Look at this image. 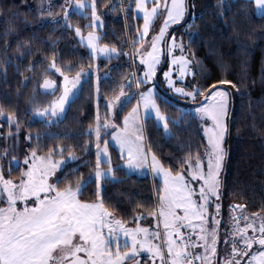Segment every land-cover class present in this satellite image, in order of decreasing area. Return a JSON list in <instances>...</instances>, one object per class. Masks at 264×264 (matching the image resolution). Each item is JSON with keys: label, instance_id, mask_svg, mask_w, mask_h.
Listing matches in <instances>:
<instances>
[{"label": "trees", "instance_id": "1", "mask_svg": "<svg viewBox=\"0 0 264 264\" xmlns=\"http://www.w3.org/2000/svg\"><path fill=\"white\" fill-rule=\"evenodd\" d=\"M95 4L102 20V28L96 30L90 8L83 13L69 12L66 20L63 0H0V167L6 178L16 180L21 176L22 161L30 153L74 156L55 184L61 188L83 184L80 200L95 202L102 198L113 219L126 225L142 224L155 212L161 182L149 175L127 173L118 151L108 145L111 164L100 163V169L111 167L113 179H102L98 194L94 177L97 157L89 132L97 125V117L99 122L108 119L109 101L124 92L132 98L120 106L116 122L120 126L136 103L133 94L143 89L137 83L135 60V51L143 40L142 21L136 14L135 0H95ZM187 7V20L178 27L186 26L184 39L192 79L202 88L216 85L230 93L220 223L215 226L219 239L212 262L217 260L219 264L223 251L228 254L222 223L231 219L230 206H243V214L264 217V14H256L251 0H187ZM160 19L156 18L152 33ZM77 28L80 34L95 30L99 43L115 48L116 55L105 59L92 56L78 41ZM135 41L139 43L133 46ZM53 63L55 68L50 67ZM77 73L87 78L62 118L49 122L33 117V107L43 109L55 102L56 95H49L45 81L51 78L60 86L59 77ZM158 90L155 101L168 118L170 136L165 137L149 118L143 122L144 143L164 168H171L175 174L187 168L180 161L189 153L193 160L196 153L203 156L206 141L198 120L180 108V104L188 103L162 86ZM109 135H103V141ZM12 161H18V165L14 167ZM228 232L226 240L232 230Z\"/></svg>", "mask_w": 264, "mask_h": 264}, {"label": "snow or ice", "instance_id": "2", "mask_svg": "<svg viewBox=\"0 0 264 264\" xmlns=\"http://www.w3.org/2000/svg\"><path fill=\"white\" fill-rule=\"evenodd\" d=\"M135 3L136 7L144 12L145 23L141 39L148 34L153 18L166 13L164 25L153 39L147 58L143 60V63L147 65V71L144 78L137 81V83H147L155 76L156 64L159 62L160 49L157 41L163 39L170 22L176 23L183 19L186 5L185 0H171L170 4L168 0H151V7L148 6L149 0H135ZM256 3L264 8V0H256ZM75 4L80 8L86 6L84 0H75ZM90 6L93 19L98 21L95 0H91ZM64 17L67 20V12ZM80 31V28L76 29L77 33ZM98 39L93 33L88 34V44L96 52H104L110 58L111 53L117 50L107 46L98 47L95 42ZM135 43L139 41H135L133 46ZM175 46L173 37L172 48L174 49ZM143 55L142 48L141 56ZM178 60L187 63L183 57L173 58L172 63L176 64ZM50 67L55 68V63ZM55 70L61 71L59 68ZM80 76L81 73H77L72 81H69L67 76L64 77V92L56 102V107L61 111L72 94L68 84L71 83L74 88ZM164 76L168 78L169 85L175 87L170 78L171 73L165 72ZM183 76L182 70L181 77ZM54 83V81L46 80L45 88H50ZM221 83L231 82L222 81ZM128 86L131 87V84ZM175 90L192 97L193 100L197 96L204 97L196 111L202 120H211V125L205 127L209 145L204 154L207 157L206 164L200 153H196L194 160L189 153L186 159L182 158L180 161L181 165L189 166L190 175H188V170L173 174L171 168H164L155 153L151 154L149 162L148 154L140 143L142 136L137 134L139 128L135 121L138 108H133L124 117L125 128L114 134L121 148L127 149L126 159L129 168H141L145 162H149V167L164 175L163 195L159 197L160 207L156 213L152 214L163 217L164 230L167 232L166 250L164 243H152L153 240H162L163 234L160 231L150 232L149 229L142 227L125 228L121 220H115L113 223L112 214L105 207L102 198L95 203L80 200L78 196L83 184L77 185L76 188L70 184L64 188L59 187L58 184H50L47 177L53 175L59 165L52 159L41 157L38 165L33 164V167L25 173L27 179H22L19 183L5 178L3 169L0 167V203L6 200V206L0 207V264H124L126 260H135L140 248H147L149 252H152L154 260L159 259V264H195L196 259H199L202 264H211L209 257L214 258L217 254L218 227L208 228L204 222L205 213L213 203V198L217 201L215 204L217 214L220 209L218 202L220 171L224 159L222 144L228 132L225 117L229 93L222 88L218 89L216 85H209L207 88L196 85L191 91H186L185 88ZM135 95L134 93L133 96ZM139 95L145 109L154 108L155 118L163 120V126L167 128V118L162 116L153 98V90L141 92ZM120 96L125 97L122 103L132 98L126 97L124 92H121ZM119 99L120 97H117V100ZM137 103L139 104V101ZM46 114L47 110L42 113V115ZM52 114L58 115L55 108ZM97 120L95 131L98 171L96 176L99 178L108 175L107 172L100 170L101 161L111 164V160L104 155L108 152L107 141L104 143L103 153L99 149L101 127L106 128L108 125H101L99 117ZM35 155L36 153L33 152V157ZM189 180L200 184L199 200L195 198L197 190L190 187ZM30 197L33 198L32 206H29ZM17 201H24V207L19 208ZM234 207L242 208L243 206ZM178 209H183L184 214L180 215ZM239 219H244L246 223L241 226ZM194 220L199 221V240L203 241L205 250L203 254L199 253V245L193 243L191 237L181 231L185 227L182 222H188L187 226L195 229L197 224L192 222ZM219 223L217 220L216 224L219 225ZM248 229H252V235L248 234ZM121 232L125 237L131 238L130 242L125 240L123 244L120 243ZM141 233H143L142 238H140ZM176 236L184 242L179 243ZM225 243L231 244V251L225 257L224 264H264V217L260 218L258 226L254 217L234 218L231 236ZM254 244L259 246L255 252L252 251ZM122 248L125 250L121 251ZM136 264H139V261H136Z\"/></svg>", "mask_w": 264, "mask_h": 264}, {"label": "rangeland", "instance_id": "3", "mask_svg": "<svg viewBox=\"0 0 264 264\" xmlns=\"http://www.w3.org/2000/svg\"><path fill=\"white\" fill-rule=\"evenodd\" d=\"M63 1L65 3L67 13H69L70 11H76V12H82V13L84 12V10H83L84 8H80V7L76 6L75 0H73V1L72 0H63ZM251 1L254 2L256 14L262 15L264 13V8H261L260 6H258L256 3V0H251ZM170 2H171V0L169 1V4H170ZM84 3L86 4V7H91L90 6L91 2L89 0H84ZM70 5L72 7H75V9L74 8L71 9ZM185 5H186V11H185L183 19H181L180 21H178L176 23L170 22L169 26L167 27V30L165 31L163 39L161 41H157V45L160 49V52L158 53L159 62L156 64L155 76L152 79L148 80L147 83H140V86H143L142 90H140V91L138 89L136 90L137 97H136V103L134 105V108H138V111H137L135 123H136V126L139 128V132L137 134L139 136H142V140L140 141V143H141V146L144 148V150L148 154V161L149 162L151 160V154L152 153L146 149V146L144 143L143 122L149 118L153 119L154 122L156 123V125L162 129L165 137L170 136V130H169L168 124H167V128H165L163 126V120H158L155 118V109L154 108L149 107L148 109H145L143 100L140 98L139 93H141V92L146 93L150 89H152L154 92L153 98L155 99V95H157V94L160 95V91L158 90V86H162L164 89L168 90L174 96L180 98L183 102L188 103V104H184V103L180 104V108H181L182 112L191 113L198 120L200 128H201V132H202V134L205 138V141H206V148H205V151L203 153L202 158L204 159L205 164L207 162V157L204 154H205L206 150L208 149L209 145H208V136L205 132V127L211 125V120L210 119H208L207 121L202 120L200 117V114L197 113V111H196V109L200 106L203 99L202 98L199 99L197 96L196 99L193 100L192 97L185 96L181 93L176 92V90H175L176 88H185L186 91H191L196 86L193 79H192L191 61L187 55L186 47H185L186 42L184 39V35L186 34V26H182V27L177 26L178 24L183 22L186 14H187V8H188L187 7V0H185ZM193 17H194V14L192 13L190 19H193ZM160 18H161L160 24H159L156 32L155 33L151 32V28H152V26L156 20L155 19L151 28H150L149 35L147 36V38H144L141 41V43L138 45V47L135 51V60L137 62L138 81L142 80L144 78V74L147 71V65L143 63V60L147 58V52L151 51V43L153 42V39L157 36V34H158L157 32H158L159 28L161 27V25H164L166 13L163 15H160ZM92 24H93V27L95 30L102 28V20L100 18L98 21L93 19ZM172 27H176V28L171 32ZM95 30L92 31L91 33H93L95 36H97L99 38V35ZM88 34L89 33H87V34L78 33L77 34L78 41L80 43H83L84 45H86L88 52L92 56H94L95 58H108L109 56L106 55L104 52H96L95 49H93L92 46L88 44V41H87ZM173 37L175 38V45H176L174 49L172 48ZM95 42L98 45V47H100V48L105 47L104 45H101L99 43V39L96 40ZM108 48H110V47H108ZM142 48L144 49V55L143 56H141ZM129 52H130V50H129ZM112 55L115 56L116 52L111 53V56ZM179 57H183L185 59V61H187V63H184V62H181L178 60L176 64H173L172 63L173 58H179ZM182 70L184 71L183 77H181V71ZM165 72L171 73L170 78L173 80L175 87L169 85L168 78H166L164 76ZM76 76L77 75L67 76V77H68L69 81H72L73 79L76 78ZM64 77H61V78L59 77V79H60L59 85L60 86H56V83H54L53 87L51 86V88H45V89L49 90L48 92H49L50 96H51V94L56 95L55 102L51 105L44 107L43 109H38L36 107H33L34 109H31L33 117L38 118V119H45L49 122H53V121H56V120L62 118L68 104L76 96L77 92L80 89L81 84L86 80L87 75L81 74L80 80L75 85L74 88L72 87L71 83L68 84V87L72 89V94L70 95L68 102L64 105L63 111H61L59 108L56 107V102L59 100V98L63 95V92H64V88H65ZM47 81H54V80L53 79L51 80V78H50ZM95 81L98 82L97 77L95 78ZM153 85L155 86L154 88H153ZM217 88L218 89L222 88L229 93V90L225 87H217ZM137 92H138V94H137ZM123 100H124V98L122 99L121 97L119 100H117V98L110 100L108 103L109 117L106 121L99 122L101 125H104V124L108 125V127H106V128L101 127V139L99 142V149H100L101 153H103L104 143L106 141L108 142V145H111L113 147L115 145V146L121 148V145L116 141L114 134L116 132H118V130H117L118 127H117L116 122H117L118 112H119V109H120V106H121ZM138 101H139V104L137 103ZM54 108L56 109V112L58 113V115L52 114V110ZM45 110H47V114L42 115V113H44ZM229 112H230V93H229V97H228L227 116L225 117V121L227 123V126H228V122H229ZM161 114L163 117L167 118V116H165L162 112H161ZM96 127H97V125L93 129H91L89 132H91V134L93 135V138H94V146L93 147L95 149L96 157H97V136H96V131H95ZM124 128H125V125H124ZM105 133H109L110 135H109V138L107 140L103 141L102 137H103V135H105ZM227 135H228V132L225 135L224 140H223V144H222V147L224 149V159H223L222 168L220 171V182L221 183H220V187H219V198H218V202L220 203V208H221L222 176H223V171H224L225 162H226V155H227V152H226ZM111 136H112V138H111ZM104 155L109 158V152H107ZM41 157H43V156H39L36 154L35 157H33V153L28 154L25 157V159L22 161L21 176L16 180L12 179V181L14 183H19L22 179L26 180L27 176L25 175V173L33 167V164L38 165ZM46 158L52 159L53 162H55L59 165V167L56 169L55 173L53 175L47 177L48 182L50 184H55L57 177H58L59 173L61 172V170L63 169V167L65 166V164L68 162H73L75 159L74 156H67V157L48 156ZM149 162H145L143 167H141V169L144 170L143 172H140V173L137 172L135 175L143 176L145 174V175H149V176H154L156 179H158L162 185L161 194H160V196H162L163 195V189H164V175L162 172L157 173L152 167H149ZM101 163H106V162L101 161ZM12 164L14 167H16L18 165V161H12ZM126 167H128V166L126 165ZM188 169H189V166L187 165V168L185 170H188ZM100 170L107 172L108 175L101 176L98 178L96 176V173H95L94 177H95V180L97 182L98 194H100V192H101V188H102L101 181H102V179H104V178L113 179L111 171L106 170V169H100ZM188 175H190V170H188ZM7 179H9V178H7ZM189 185H190V187H194L197 190V196L195 198L199 200L198 190H199L200 184L199 183H193V181L189 180ZM4 195L6 196L7 194L5 193ZM32 199L33 198H31V197L29 198V206H32L31 205ZM95 202H99V201H95ZM95 202H93V203H95ZM199 202L203 203V201H199ZM216 202H217L216 198H213V203L209 207L208 211L205 213L206 220L204 223H205L206 227H209L210 225H213V227H215L216 221L219 220L218 214H217V209L215 207ZM24 204H25L24 201H17V206L19 208H23ZM4 206H6V200H5V203L0 205V207H4ZM232 206H237V205H232ZM159 207H160V200L158 198V202L156 204V209H155L154 213H156L158 211ZM235 208H241V207H235ZM177 211L179 212L180 215L184 214L183 209H178ZM239 211H240L239 213H240L241 217H244L245 215H243V213H242V208ZM253 217L256 220L257 226H258V222L260 220V217H258V216H253ZM230 218H231V216H230ZM112 220H113V223H115V219L112 218ZM230 220L229 219L224 220L222 223V235H223V239L225 241L227 239L229 229L232 230L233 219L231 218ZM192 222L197 224V226H199V221L194 220ZM182 223L185 224V227H183L181 229V231H183V229L190 230L189 229L190 227L187 226L188 222H182ZM239 223L241 226H243L246 223V221L244 219H241V221H239ZM124 227L129 228V229L142 227V228L149 229L150 232L160 231L163 234L162 240H153L152 243L153 244L164 243V247L166 250L167 232L164 230V224H163V217L162 216L158 217L157 215H152V216H149L147 218L146 223H142V224L137 223V224H132V225L124 224ZM105 231H107V229H105ZM248 234L249 235L253 234L252 229H248ZM142 237H143V233L140 234V238H142ZM175 238L179 242V237L176 236ZM130 239H131L130 237H125L122 232L120 233V243L121 244H123L125 240H129V242H130ZM254 245H256V244H254ZM124 250L125 249H123V248L121 249V251H124ZM136 261H139V264H142L143 261H145V264H159V259L156 258L154 260L152 252H149L147 250V248H140L139 249V255L136 256L135 260H131V259L126 260L124 262V264H136Z\"/></svg>", "mask_w": 264, "mask_h": 264}, {"label": "crops", "instance_id": "4", "mask_svg": "<svg viewBox=\"0 0 264 264\" xmlns=\"http://www.w3.org/2000/svg\"><path fill=\"white\" fill-rule=\"evenodd\" d=\"M73 1V0H72ZM90 2H91V0H89ZM169 1L170 0H168V3H169ZM86 5V4H85ZM148 6L149 7H151V0H149V3H148ZM70 7H71V9H75V7H72L71 5H70ZM84 9L85 8H90V9H92L91 7H83ZM83 9V10H84ZM70 12H72V11H70ZM73 12H76V11H73ZM78 13H82V12H78ZM136 14H137V16L141 19V21H142V26H141V29H140V37H141V33L143 32V28H144V23H145V21H144V12H143V10L142 9H138L137 7H136ZM264 14V13H263ZM262 14V15H263ZM156 19V17L155 18H153V20H152V22H151V24H150V28H151V26H152V24H153V22H154V20ZM163 27V25H161V27L159 28V30H158V32L157 33H159V31H160V29ZM167 30V29H166ZM165 30V31H166ZM150 31V30H149ZM149 35V32H148V34L146 35V36H144L143 37V39L144 38H147V36ZM83 44V43H82ZM84 45V44H83ZM86 46V45H85ZM87 48V47H86ZM111 57H113V55L111 56ZM109 58V57H108ZM103 59H105V58H103ZM134 108V107H133ZM132 108V109H133ZM132 109L126 114V116L132 111ZM124 125H125V123H124V118H123V120H122V122H121V125L118 127V131H120L121 129H124ZM113 134V133H112ZM111 138H112V136H111ZM114 148L118 151V153H119V155L121 156V158H122V167L125 169V171L127 172V173H129V174H132V175H135L137 172H143L144 170L143 169H141V168H135V167H133V168H129V167H126V165H127V159H126V152H127V149L125 148V149H122V148H119V147H117V146H115L114 145ZM106 164H109V163H106ZM128 166V165H127ZM128 168V169H127ZM109 169H111V173H112V168L111 167H109V168H107L106 170H109ZM137 176V175H136ZM143 176H145V174L143 175ZM152 177H154V176H152ZM155 178V177H154ZM243 215H245V214H243ZM244 217H250V218H252L253 216H251V215H245ZM208 228H213V225H210ZM190 229V231L192 232V234H193V239H194V242L195 243H197L198 245H199V253L200 254H203L204 253V247H203V241L202 240H199V232H200V227L199 226H197L194 230L193 229H191V228H189ZM258 245L256 244V245H254L253 246V248H252V251L253 252H255L257 249H258ZM225 249H226V247H225ZM226 251V250H225ZM225 251H223V253L221 254V257H220V262H219V264H224V260H225V257L227 256V252H225ZM210 259H211V264H212V262H213V257H209ZM247 258H245V260H246ZM142 264H145V261H143L142 262ZM201 264H202V262H201Z\"/></svg>", "mask_w": 264, "mask_h": 264}, {"label": "built area", "instance_id": "5", "mask_svg": "<svg viewBox=\"0 0 264 264\" xmlns=\"http://www.w3.org/2000/svg\"><path fill=\"white\" fill-rule=\"evenodd\" d=\"M129 61H130L131 66H132V57H131V55H129ZM230 214H231L232 219H234V218H240V217H241V215H240V213H239V209H238V208H235L234 206H231V207H230ZM239 221H241V219H239ZM183 232L185 233L186 236H190V237H191V240H192V234H191L190 231H188V230H183ZM179 242H180V243H183L184 240H182V239L179 238ZM192 242H193V240H192ZM193 243H194V242H193ZM230 251H231V244H229V250H228V253H229ZM195 264H201L200 260H199V259H196Z\"/></svg>", "mask_w": 264, "mask_h": 264}, {"label": "water", "instance_id": "6", "mask_svg": "<svg viewBox=\"0 0 264 264\" xmlns=\"http://www.w3.org/2000/svg\"><path fill=\"white\" fill-rule=\"evenodd\" d=\"M188 13H189V10H188V8H187V14H186V16H185V18H184L183 22H181V23H180V24H178L177 26L181 25L182 23H184V22L187 20ZM128 97H132V96H128ZM202 99H204V97H202ZM123 101H125V98H124V100H123ZM126 102H127V101H126ZM123 103H125V102H123ZM216 261H217V260H216ZM216 261H215V264H216Z\"/></svg>", "mask_w": 264, "mask_h": 264}]
</instances>
